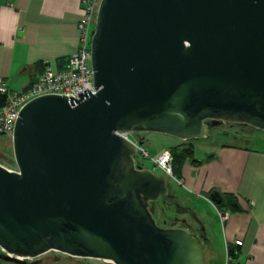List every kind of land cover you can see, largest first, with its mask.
<instances>
[{"label":"water","instance_id":"obj_1","mask_svg":"<svg viewBox=\"0 0 264 264\" xmlns=\"http://www.w3.org/2000/svg\"><path fill=\"white\" fill-rule=\"evenodd\" d=\"M90 63L94 93L43 95L18 113L17 171L0 165V250L206 264L195 235L157 225L167 179L135 168L124 135L264 131V0H100Z\"/></svg>","mask_w":264,"mask_h":264},{"label":"crops","instance_id":"obj_2","mask_svg":"<svg viewBox=\"0 0 264 264\" xmlns=\"http://www.w3.org/2000/svg\"><path fill=\"white\" fill-rule=\"evenodd\" d=\"M81 17L80 0H0V84L21 92L43 63L62 69L77 49ZM208 151L198 164L183 165L179 181L216 215H194L193 226L179 228L199 239L206 264H264V148L229 143ZM211 191L220 195L218 203L210 201ZM224 212L229 217L221 221Z\"/></svg>","mask_w":264,"mask_h":264},{"label":"rangeland","instance_id":"obj_3","mask_svg":"<svg viewBox=\"0 0 264 264\" xmlns=\"http://www.w3.org/2000/svg\"><path fill=\"white\" fill-rule=\"evenodd\" d=\"M129 137L148 154V157H144L140 151H137L133 157L135 168L152 171L155 175L164 176L167 179L168 193L166 195L168 197L160 196L157 201V211L160 213V220L157 225L162 228L193 226L194 215L201 216L206 220L208 217L213 218L216 215L202 197L192 195L193 193L187 190L182 181L180 185L167 176L160 167L154 166L153 161L165 151L180 153L181 150L191 148L193 151L192 159L200 161L211 155L208 150L221 144L230 143L248 149L264 148L263 130L234 122L210 126L206 137L197 140H181L168 134L156 132H135L130 133ZM189 162L193 164L191 161ZM0 165L7 170L17 171L9 136L4 137L3 141L0 142ZM189 208L192 209V213L185 212ZM155 216L157 217L156 213ZM155 216L154 218H156ZM16 259L13 256L8 258L6 253L0 250V264H109L104 260L73 258L53 251L33 259L19 257ZM223 264H229V261L224 260Z\"/></svg>","mask_w":264,"mask_h":264},{"label":"built area","instance_id":"obj_4","mask_svg":"<svg viewBox=\"0 0 264 264\" xmlns=\"http://www.w3.org/2000/svg\"><path fill=\"white\" fill-rule=\"evenodd\" d=\"M100 0H80L82 7V17L78 23V45L76 51L70 55L65 66L60 70H55L45 62L42 71L37 76L34 83L21 92L9 90L4 84H0V142L9 136L12 141V134L19 111L31 100L43 95H59L74 97L79 99L77 94L87 89L95 92L93 71L90 63L91 39L94 33L95 20L97 16ZM124 135L136 146V153L140 151L144 157L148 154L137 143ZM171 155L165 151L158 159L154 160V166L160 167L164 173L181 185V181L173 177L171 170ZM221 221L229 217L228 212L218 213ZM236 245H241V241H235Z\"/></svg>","mask_w":264,"mask_h":264},{"label":"trees","instance_id":"obj_5","mask_svg":"<svg viewBox=\"0 0 264 264\" xmlns=\"http://www.w3.org/2000/svg\"><path fill=\"white\" fill-rule=\"evenodd\" d=\"M42 67V66H41ZM28 88V87H27ZM2 99V98H1ZM2 102V100H1ZM1 105V103H0ZM6 143V142H5ZM170 155H171V158H172V161H171V170H172V174H173V177H175L177 180H180L181 179V170H182V167L183 165L187 162V161H191L192 163H195V164H198L200 161H196V160H193L192 159V155H193V151L191 148H188V149H184V150H181L180 153H171L169 152ZM214 191H211L209 193V195L211 193H213ZM208 195V196H209ZM234 203V202H232ZM220 204V203H219ZM218 204V205H219ZM235 205V204H234ZM216 206V205H215ZM217 208V207H216Z\"/></svg>","mask_w":264,"mask_h":264},{"label":"flooded vegetation","instance_id":"obj_6","mask_svg":"<svg viewBox=\"0 0 264 264\" xmlns=\"http://www.w3.org/2000/svg\"><path fill=\"white\" fill-rule=\"evenodd\" d=\"M166 197H168V195H165ZM158 201V200H157ZM157 201L155 202V207H156V210H157V207H158V204H157ZM155 216V215H154ZM156 217V216H155ZM174 225V224H173ZM170 227V226H169ZM168 227V228H169Z\"/></svg>","mask_w":264,"mask_h":264},{"label":"bare ground","instance_id":"obj_7","mask_svg":"<svg viewBox=\"0 0 264 264\" xmlns=\"http://www.w3.org/2000/svg\"><path fill=\"white\" fill-rule=\"evenodd\" d=\"M108 263H110L109 261H107Z\"/></svg>","mask_w":264,"mask_h":264}]
</instances>
